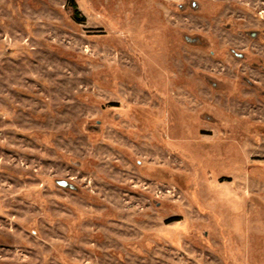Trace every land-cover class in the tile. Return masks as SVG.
<instances>
[{"label": "rangeland", "instance_id": "obj_1", "mask_svg": "<svg viewBox=\"0 0 264 264\" xmlns=\"http://www.w3.org/2000/svg\"><path fill=\"white\" fill-rule=\"evenodd\" d=\"M0 264H264V0H0Z\"/></svg>", "mask_w": 264, "mask_h": 264}]
</instances>
